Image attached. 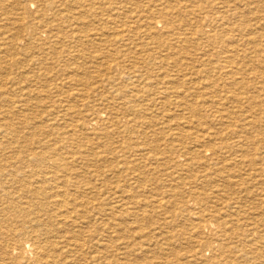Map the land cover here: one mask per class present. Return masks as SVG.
I'll use <instances>...</instances> for the list:
<instances>
[{
  "label": "rangeland",
  "instance_id": "1",
  "mask_svg": "<svg viewBox=\"0 0 264 264\" xmlns=\"http://www.w3.org/2000/svg\"><path fill=\"white\" fill-rule=\"evenodd\" d=\"M190 1L193 0H0V165H10L9 172H17L20 166L19 163L16 164L19 156H27L30 149L36 154L47 153V144L53 143L64 155V162L70 166V170L60 166L57 169L49 167L48 170L43 169L41 164L30 162L13 177L16 179L7 174L0 177V182H21L25 185L24 182L29 179V182L80 181L94 187L88 200H93L91 196L98 191V197L103 199V209L114 204L116 211L113 215L96 213L95 217L99 218H94L97 223L92 228V237L88 238H94V242H91L96 248L102 243L105 249L97 252L95 246H87L85 251L87 250L88 256H82L81 264H174L178 259L187 264V260L193 261L198 249L203 251L204 259H207L212 252L201 247L199 241L205 238L211 241L212 228L218 229V223L222 219L229 220L228 226L231 229L235 224L237 228H242L240 230L243 234H238L232 241L245 239L252 248L264 251V149L248 154L249 158L257 161L256 165L244 158L247 162L243 171L246 172H243L240 182L241 178L228 183L224 182L227 172L223 177L213 175L212 169L216 166L212 160H201L200 157L192 160L191 153L201 147L193 146L190 138H182L185 130L196 133L219 131L223 125L221 122L213 123L211 117L220 119L222 113L226 115L223 117L224 124L231 127L239 125L240 119L253 113L254 120H264L258 107L253 108L249 103L252 95L258 94L260 87L264 88V71L251 68L243 72L237 68H241L243 58L249 57L251 61L246 59L248 63L256 60V68L264 61V0H198L194 5L188 6ZM155 4L163 8L161 11L172 14L173 24L182 25V29L178 31L180 34L173 37L170 32L165 33L162 26L152 29L150 25L143 24L146 14L151 19L160 17L158 12L150 11L148 14V8H155ZM27 9L29 10L26 11ZM233 11H237V18ZM221 16L226 18L223 20ZM59 17V22L53 20ZM44 25L46 26L43 27ZM197 29L222 33L221 37L226 39L227 44L224 52L219 48L220 59L232 57L228 45L237 47L239 56L232 57L235 58L234 67L225 71L222 78L227 80L228 73L239 79L240 83L236 84L234 93L238 109L232 104L228 89H213L212 80L207 78L205 70L213 71L215 67L206 62L219 60L218 50L206 42V38L196 35L195 33L202 34ZM185 36L190 40L181 42ZM243 37H251L252 41L247 43ZM230 39L239 40V45ZM166 41L167 44H161ZM180 46L184 49L178 53ZM246 53L247 57L244 56ZM179 68L182 70L180 74H186L187 78H192V82L183 84L178 79ZM72 75L83 81H74ZM118 75L123 77L118 80V86L112 88V77ZM230 81L231 77L228 79ZM163 90H166L165 94L159 95ZM133 91L136 95H132ZM103 92L110 95L105 101L98 95ZM118 93L123 98L131 95L128 98H133L136 110H144V113L141 112L145 116L143 120L137 119L135 116L139 113L134 115L131 110L117 119L113 118L106 130L94 129L91 125L89 132L85 129L81 133L76 128L77 122L70 120L72 117L66 114L68 110L78 112L89 124L95 113L108 105V100L115 101L118 106ZM127 100L123 99V104H127ZM123 104L119 107L125 106ZM192 119L205 121L210 128L206 126L204 130L195 122H186ZM72 123L75 125L71 126ZM257 131H260L259 128L254 133L261 135ZM67 136L70 139L68 143L62 140ZM263 137H260L261 142L264 141ZM202 145L210 150L218 146L217 143L204 142ZM73 146L77 147L74 153L70 150ZM159 146L161 150L156 152L154 148ZM253 149L254 146H251V150ZM120 150H127V157ZM207 154L211 152L207 151ZM181 155L182 157L171 161L173 157ZM241 158L237 156L236 159ZM230 162L233 161L224 160L219 164L225 163L227 166L224 168L236 170V166ZM248 162L251 168L248 167ZM34 171L38 174L33 178ZM71 173L76 176L75 179ZM206 175L213 177L212 182H204ZM54 176L60 178L56 179ZM19 179L21 181H17ZM181 183L184 185H180ZM17 187L14 191L22 190L15 193V199L20 200L19 197L22 196L23 201H27L24 187ZM0 194V203H6L5 194L2 191ZM193 200L197 203L196 206L191 204ZM50 201L53 199L50 198ZM34 203L35 206L40 204ZM193 211L199 214H191ZM195 216L201 217L202 228H197L199 224L195 223L199 220L196 221ZM197 229H202L201 234L196 233ZM94 254L99 256V261L93 259V263L89 260H92ZM261 260L248 263L252 260L244 256L242 258V262L247 264H264ZM197 261L203 262L195 259L193 263L196 264Z\"/></svg>",
  "mask_w": 264,
  "mask_h": 264
},
{
  "label": "bare ground",
  "instance_id": "2",
  "mask_svg": "<svg viewBox=\"0 0 264 264\" xmlns=\"http://www.w3.org/2000/svg\"><path fill=\"white\" fill-rule=\"evenodd\" d=\"M71 1V0H70ZM189 1V0H188ZM198 0H193L190 1L191 3L188 6H191L193 3L197 2ZM118 3V2H117ZM121 3V2H120ZM126 3V2H125ZM238 3V1L236 2ZM123 4V3H122ZM152 4V3H151ZM154 4V3H153ZM240 4V3H239ZM102 5V4H101ZM156 5V4H155ZM194 5V4H193ZM250 5V4H249ZM253 5V4H252ZM115 6V4H114ZM150 6V5H149ZM148 6V7H149ZM153 6V5H152ZM125 7V6H124ZM187 7V6H186ZM198 7V6H197ZM250 7V6H249ZM150 8V10H149ZM148 8V14L149 12H158L157 15H160V17L155 18L154 19L150 16H148L146 14V19L143 21V24L146 25H150L152 29H156L159 26H162V30H164L165 33H171L172 36L174 37L177 34H180L178 31L180 29H182L179 24H173L172 20H173V16L169 11H161L163 8L158 7L156 5L155 8L151 9V7ZM30 9V8H29ZM29 9H27L26 11H28ZM38 9V8H37ZM122 9V8H120ZM220 9V8H219ZM231 10V9H230ZM31 12V11H30ZM64 12V10H63ZM240 12V11H239ZM57 13V12H56ZM126 13V12H125ZM196 13V12H195ZM237 11H233V15H236L234 17L237 18ZM23 14V13H22ZM54 14V13H53ZM81 14V13H80ZM197 14V13H196ZM96 15V14H95ZM106 15V14H105ZM66 16V15H65ZM69 16V15H68ZM73 16V15H72ZM22 17V16H21ZM114 17V16H113ZM134 17V16H133ZM136 17V16H135ZM206 16H203V18H205ZM197 18V17H195ZM221 18H223L221 16ZM224 18H226L224 16ZM223 18V20H224ZM11 19V18H10ZM23 19V18H22ZM21 19V20H22ZM61 19V17L59 18H54V21H58ZM74 19V18H73ZM151 19V20H150ZM214 19L216 21L217 18L214 17ZM213 19V20H214ZM20 20V18H19ZM24 20V19H23ZM13 22V21H12ZM206 22V21H205ZM208 22V21H207ZM21 23V22H20ZM66 23V22H65ZM137 22H135L136 24ZM214 23H219V22H215ZM234 23V22H233ZM251 23V22H250ZM10 25V23H8ZM7 24V25H8ZM14 24V23H13ZM130 24V23H129ZM209 24V22H208ZM15 25V24H14ZM74 25V23L72 24V26ZM221 25V24H220ZM258 25V24H257ZM46 25H44L43 27H45ZM260 26V25H259ZM220 27V26H218ZM251 27V26H249ZM54 28V27H53ZM60 28V27H59ZM69 30V29H68ZM120 30V29H119ZM122 30V28H121ZM39 31V30H37ZM51 31V30H50ZM198 32L202 33V34H197L199 36H203L204 38H206V42H208L211 46L216 47V49L218 50V54H217V58H219V60L215 61V62H211V61H207L206 63L210 62L208 65H212L215 67V70L213 71H209V70H205L206 74H207V78H209L210 80H212V87L213 89H228V92L230 93V99L232 100V104L234 103L235 106L238 109L235 97H234V93H235V88L237 87L236 84L240 83V81H238L235 76H230L227 72V80H224L222 78V74L225 71L230 70L232 67H234L235 64V58L232 57H236L239 56V54H237L239 51L236 50V46H233L232 44L228 45L229 50L232 51V57L229 58L227 56H225V58L220 59V54L221 52L219 51L220 49H222V51H225V46L227 43L226 39H223L221 37L222 33L218 32L217 30H213L216 31L214 33H212V31L210 32H206L204 29H197ZM236 31V30H235ZM251 31V30H250ZM122 32V31H121ZM234 32V30H233ZM243 32V31H242ZM253 32V31H251ZM250 32V33H251ZM258 32V31H257ZM125 33V32H124ZM230 33V31H229ZM249 33V32H248ZM10 34V32H9ZM110 34V33H109ZM151 34V33H150ZM244 34V33H243ZM259 34V33H257ZM253 35V34H252ZM104 36V35H103ZM132 36V35H131ZM261 36V35H260ZM263 36V35H262ZM7 38V36H6ZM59 38V37H58ZM232 38V37H231ZM263 38V37H262ZM86 39V38H85ZM109 39V38H108ZM198 39V38H197ZM244 41L247 43H250L252 41L251 37H243ZM21 40V39H20ZM89 40V39H88ZM188 39L186 36L184 38L181 39V42H185ZM231 42H234L235 44L237 43L239 45V40H234V39H230ZM9 41V40H8ZM201 41V40H199ZM258 41V39H257ZM3 42V41H2ZM21 42V41H20ZM205 42V43H206ZM255 42V41H254ZM22 43H24V41H22ZM43 43V42H42ZM74 43V42H73ZM165 43L167 44L168 41L166 42H162V45H165ZM194 42H192L193 44ZM9 44V43H7ZM234 44V45H235ZM10 45V44H9ZM78 46V45H77ZM264 46V45H263ZM1 47V46H0ZM12 47V46H11ZM218 47V48H217ZM3 48V47H2ZM220 48V49H219ZM227 48V47H226ZM234 48V49H233ZM6 49V48H5ZM13 49H16L15 47H13ZM12 49V50H13ZM183 46H180V49L178 50V53L180 52V50H183ZM205 49V48H204ZM215 49V50H216ZM232 49V50H231ZM7 50V49H6ZM11 50V49H10ZM24 50V49H23ZM41 50V49H40ZM47 50V49H46ZM59 50V49H58ZM57 50V51H58ZM208 50V49H207ZM261 50V49H260ZM54 51V50H52ZM223 51V52H224ZM9 52V51H8ZM43 52V51H41ZM55 52V51H54ZM257 52V51H255ZM25 53V52H23ZM32 53V52H31ZM66 53H68V51H66ZM174 52H172L171 54H173ZM177 53V54H178ZM209 53V52H208ZM15 54V53H14ZM18 54V53H17ZM34 54V53H33ZM45 54V53H44ZM211 54V53H210ZM216 54V51L213 52V55ZM252 54V53H251ZM6 55V54H5ZM31 55V54H30ZM113 55V54H112ZM116 55V54H115ZM113 55V56H115ZM174 55V54H173ZM212 55V56H213ZM13 56V55H12ZM32 56V55H31ZM40 56V55H39ZM42 56V55H41ZM40 56V57H41ZM76 56V55H75ZM103 56V55H102ZM101 56V57H102ZM210 56V55H209ZM211 56V58H212ZM245 57H247V53L244 55ZM5 57V56H4ZM36 57V56H34ZM74 57V56H73ZM100 57V58H101ZM105 57V56H103ZM108 57V55L106 56ZM205 57V56H204ZM214 57V56H213ZM254 59L255 56L253 55ZM6 58V57H5ZM9 58V57H7ZM65 58V57H64ZM210 58V59H211ZM49 59V58H48ZM103 59V58H102ZM113 59V57H112ZM208 59V58H207ZM238 59V58H237ZM250 60L249 57L247 58H243V60L241 61L242 63L241 68L238 66V69H241L243 72H246L247 70L255 69L256 71L258 69H262V71H264V64L261 61L257 68L254 66V63L256 62V60L254 61V63H248L247 60ZM50 60V59H49ZM64 60V59H63ZM99 60V58L97 59ZM202 60V59H201ZM214 60V59H213ZM262 60V59H261ZM9 61V60H8ZM7 61V62H8ZM101 61V60H99ZM105 61V60H102ZM107 61V60H106ZM105 61V62H106ZM117 61V60H116ZM251 61V60H250ZM10 62V61H9ZM78 62V61H77ZM94 63V62H93ZM101 63V62H99ZM108 63V62H107ZM113 63V62H112ZM118 63V61H117ZM165 64V63H164ZM205 64V62H204ZM109 65V64H108ZM64 66V65H63ZM116 66V65H114ZM119 66V64H118ZM154 66V65H153ZM4 67V66H3ZM6 67V66H5ZM109 67V66H108ZM162 67V66H161ZM2 68V67H1ZM67 68V67H66ZM100 68V67H99ZM159 68V67H158ZM8 69V68H7ZM10 69V68H9ZM109 69V68H108ZM6 70V69H5ZM11 70V69H10ZM60 70V69H59ZM98 70V69H96ZM162 70V69H161ZM163 71V70H162ZM178 79L181 80L183 82V84L187 83L188 81L192 82V78H187L186 74H180V72H182V70L179 68L178 70ZM61 73V71H60ZM96 73V71H95ZM130 73V72H129ZM59 74V73H57ZM70 74V73H69ZM59 75H63L59 74ZM93 75V74H92ZM97 75V74H96ZM146 75V74H145ZM66 75H64L65 77ZM69 76V75H67ZM74 76V75H72ZM71 76V77H72ZM257 76V75H256ZM255 76V77H256ZM63 77V78H64ZM95 77V75H94ZM100 77V76H99ZM123 76L118 75V76H113L112 78L114 79L113 83H112V88H115V86H118L119 83V79H121ZM154 77V76H153ZM231 77V81L228 82V79ZM98 78V77H97ZM159 78V77H158ZM264 78V77H263ZM66 79V78H64ZM72 79L76 82H80L83 81L82 78H75L72 77ZM71 79V80H72ZM95 78H93L94 80ZM157 79V78H155ZM223 79V84H221V80ZM176 80V79H175ZM241 80V79H240ZM151 81V80H150ZM6 82V81H5ZM4 82V83H5ZM97 82V80H96ZM146 82V81H145ZM260 82V81H259ZM258 82V83H259ZM20 83V81H19ZM95 83V82H94ZM149 83V82H148ZM155 83V82H154ZM153 84V83H152ZM196 84V83H195ZM257 84V83H256ZM30 85V84H29ZM147 87L148 85L145 84ZM144 85V86H145ZM196 86V85H195ZM197 88V87H196ZM257 88V87H256ZM148 89H150L148 87ZM129 90V89H127ZM88 91V90H87ZM116 91V90H115ZM166 91V90H165ZM165 91H161L159 93V95H163L165 94ZM250 92V89H249ZM98 93V92H97ZM96 93V94H97ZM136 93V92H135ZM134 93V91L132 92V95H136ZM168 94V92H167ZM217 94V93H216ZM252 94V93H251ZM254 94V93H253ZM76 95V94H75ZM101 95V99H103V101L107 100V98L110 96L105 95V93H101L98 94ZM97 95V96H98ZM118 97L117 99H120L118 102V106H116L115 101L111 102V100H108V105H106L104 107L103 110L98 111L97 113H95L96 115L93 116V118H91L89 120V124L87 122H85L82 118L80 117V113H75L72 111H69L68 109H70V107L67 109V115H69L70 120L77 122L76 124V128L79 132L84 133L83 131L86 129L89 132V129L94 126V129H104L106 130L109 126V124L111 122H113V118L117 119L119 117H121V114H125L126 112H131V110L134 112V115H136L135 117L137 119H142L145 117L143 115H141V112L144 113V110H140L137 111L136 110V104L135 101L133 100L132 97L128 98L129 96L125 95V98H127V104H123L124 101H122L123 99V95L121 96V93L117 94ZM74 96V95H73ZM165 96V95H164ZM168 96V95H167ZM136 97V96H135ZM218 97V96H217ZM225 97V96H224ZM264 88L260 87L258 94L252 95V100L249 102L250 105L255 108V106H257V110H259V112L261 114L264 115ZM75 98V97H74ZM99 98V97H98ZM144 98V97H143ZM6 101V100H5ZM219 101H221V99H219ZM80 102V101H79ZM82 102V101H81ZM85 102V101H83ZM69 103V102H68ZM227 103V102H226ZM121 104L125 105L123 107H119L121 106ZM25 105V104H24ZM77 105V104H76ZM223 106L225 104H222ZM152 106V105H151ZM227 106V105H226ZM21 107V106H19ZM118 107V109H117ZM25 108H27L25 106ZM156 108V107H155ZM206 108V107H205ZM138 109V108H137ZM234 109V108H233ZM18 110V109H17ZM120 110H124V111H120ZM159 110V109H158ZM208 110V109H207ZM211 110V109H210ZM19 111V110H18ZM223 111V110H221ZM232 111V110H231ZM250 111V110H249ZM25 112V111H24ZM30 112V111H29ZM46 112V111H45ZM235 112V111H234ZM12 113V112H11ZM41 113V112H40ZM128 113V114H129ZM237 113V112H236ZM31 114V113H29ZM35 114V113H34ZM133 114V113H131ZM224 113L221 114L220 119H218L217 117L215 119L212 118V122L215 124H218L219 122H221V124L223 125V127L219 130V131H215V132H210L207 131L205 133H196L193 131H188L185 130L182 134V138H190L192 140L193 146L197 147H201L199 149H196L194 151V153H191L193 155L192 160L196 159L197 157H200L201 160L203 158H205L206 160H212V162L215 164L216 167H213V175H217V176H221L223 177V175L227 172V177H224V182H235L236 180L240 179L239 182L242 180V174L244 170V166L245 163L247 162L245 159L250 160V163H252L253 165H256L257 161L254 158H249L248 154L251 151H261L264 149V141L261 142L260 137L264 136V120L258 122L256 120H254V114L250 115V116H246L244 119H240V124L236 125L235 127H231L228 124H224V120L223 117L226 115H223ZM231 114V112H230ZM10 115V114H9ZM15 115V114H14ZM22 115V114H21ZM20 115V116H21ZM36 115V114H35ZM62 115V114H61ZM79 115L78 119H76V117ZM212 115V114H210ZM229 116V114H227ZM23 116V115H22ZM105 116V117H104ZM232 116V115H231ZM14 117V116H13ZM17 117V116H15ZM25 117V116H24ZM23 117V119H25ZM36 117V116H35ZM34 117V118H35ZM130 117V116H129ZM210 117V116H208ZM251 117V118H250ZM12 118V117H11ZM22 118V117H21ZM48 118V117H47ZM75 118V119H74ZM233 118V117H232ZM17 119V118H15ZM21 119V120H23ZM63 120H66L67 118H62ZM132 119V118H131ZM148 119V118H147ZM235 119V118H234ZM5 120L7 121V119L5 118ZM68 120V119H67ZM69 120V121H70ZM133 120V119H132ZM24 121V120H23ZM44 121V120H43ZM68 121V122H69ZM135 121V119H134ZM133 121V122H134ZM11 122V121H10ZM10 122L8 123V125L10 124ZM58 122V121H57ZM144 122V121H143ZM187 123H197V126L199 127H203L205 130V127L207 126L208 128H210L207 124V122L205 121H201L199 119H192V120H188L186 121ZM233 122V121H231ZM129 123V122H128ZM229 123V122H228ZM55 124V122H54ZM58 124V123H57ZM73 124V123H72ZM174 124V123H173ZM231 124V123H230ZM12 125V124H11ZM75 124L71 125L74 126ZM88 125V126H87ZM92 125V126H91ZM176 125V124H175ZM261 126V127H258ZM9 128V130H12L9 126H7ZM130 127H132L130 125ZM186 127V126H185ZM212 127V126H211ZM14 128V127H12ZM75 128V127H74ZM111 128V127H110ZM260 129V131H257L259 134H255L254 130L256 129ZM3 129V128H2ZM73 129V128H72ZM131 129V128H130ZM145 129V128H144ZM165 129H167L165 127ZM217 129V128H216ZM16 130V129H15ZM76 130V129H75ZM85 130V131H86ZM168 130H171L168 129ZM166 130V131H168ZM56 131V130H55ZM112 131V130H110ZM7 132V131H6ZM59 132V131H58ZM113 132V131H112ZM43 133V132H42ZM47 133V132H46ZM32 134V133H31ZM44 134V133H43ZM49 134V133H48ZM79 134V133H78ZM46 135V134H44ZM59 135V134H58ZM82 135V134H81ZM131 135V134H130ZM48 136V135H47ZM57 136V135H56ZM61 136V135H60ZM45 137V136H44ZM58 137V136H57ZM69 136L64 137L62 140L64 142H69L70 139H68ZM74 137V136H73ZM127 137V136H126ZM181 137V135L179 136ZM23 138V135H22ZM49 137H46V139ZM143 138V137H142ZM161 138V137H160ZM264 138V137H263ZM9 139V138H7ZM32 139V138H31ZM36 139V137H35ZM39 139V138H38ZM126 139V138H125ZM170 139V138H169ZM2 140V139H1ZM61 140V141H62ZM73 141V139H71ZM9 141V140H8ZM7 141V142H8ZM21 141V139H20ZM38 141V140H37ZM36 141V142H37ZM41 141V140H40ZM123 141H125L123 139ZM230 141V143H229ZM71 142V141H70ZM157 142V141H155ZM202 142H204L205 144H210V143H217L218 146L216 148H214L213 150L208 149L207 147L205 148L204 145H202ZM14 143V142H13ZM21 143V142H20ZM48 143V142H47ZM66 143V144H67ZM11 144V143H10ZM155 144V143H154ZM158 144V143H157ZM47 153H33V151L30 149V152L27 151V156H19V160L17 163H19V168H17V172H9V166L10 165H5L4 163H1L0 165V177H5L7 174L10 175L12 178L16 175L18 172L23 171V169H25L24 167L29 164H41V166H44L43 169L45 168H56L57 167H65L67 170L69 169L70 166H68L64 161L65 157H63L64 155H62V152L59 148L55 147L53 145V143L51 144H47ZM117 145V144H116ZM156 145V144H155ZM251 146H254V149L251 150ZM9 147V146H8ZM14 147V146H13ZM77 147H72V149L70 148V150L74 153V150ZM41 150V148H40ZM63 150V149H62ZM154 150L156 152H160L161 147L159 146L158 148L155 147ZM26 151V150H25ZM207 151H210L211 154H207ZM102 152V151H101ZM120 152H123L124 156L127 157L125 154L127 153V150H120ZM9 153V152H8ZM23 153V152H22ZM64 153V151H63ZM153 153V152H152ZM66 154V152H65ZM86 154V153H85ZM92 154V153H91ZM240 154V155H239ZM262 154V153H261ZM69 155V154H68ZM83 155V154H82ZM151 155V154H150ZM158 155V154H157ZM183 155V154H182ZM181 156H175L173 157V160H175L176 157H182ZM205 155H209L208 157ZM260 155V154H259ZM7 156V154H6ZM18 156V154H17ZM237 156L242 157L240 160H237ZM72 158V157H70ZM92 158V157H91ZM149 158V157H148ZM245 158V159H244ZM263 158V157H262ZM13 159V158H12ZM84 159V158H83ZM87 159V158H86ZM93 159V158H92ZM144 159V158H143ZM156 159V158H155ZM17 160V159H16ZM81 160V159H80ZM200 160V161H201ZM224 160H231L233 162H230L231 164L236 166V170L234 171H230L226 167L227 165L225 163H220ZM91 161V159H90ZM89 161V162H90ZM143 161V160H141ZM87 162V160H86ZM120 162V161H119ZM70 163V162H69ZM229 163V162H227ZM248 162V167L251 168V164ZM72 164V163H71ZM80 164V163H79ZM73 165V164H72ZM87 166V165H86ZM214 166V165H213ZM223 166V167H222ZM33 167V166H32ZM38 167V166H37ZM12 168V167H11ZM63 168V169H65ZM78 168V167H77ZM88 168V167H87ZM247 168V167H245ZM27 169V168H26ZM34 168H32L33 171ZM50 169V168H49ZM48 169V170H49ZM61 169V168H60ZM187 169V168H186ZM189 169V168H188ZM53 170V169H52ZM70 170V169H69ZM81 170V169H80ZM79 170V171H80ZM84 170H85V166H84ZM158 170V169H157ZM255 170V169H254ZM38 171V170H37ZM47 171V170H46ZM55 171V170H54ZM61 171V170H60ZM64 171V170H63ZM66 171V170H65ZM76 171V170H75ZM78 171V170H77ZM188 171V170H187ZM242 171V172H241ZM250 171V170H249ZM36 171H34L35 173ZM41 172V171H39ZM57 172V171H55ZM54 172V175L56 174ZM72 172V171H71ZM85 172V171H84ZM160 172V171H159ZM248 172V171H247ZM27 173L29 174L30 172L27 171ZM32 174L33 178L35 175L38 174V172H36L35 174ZM42 173V172H41ZM45 173V172H44ZM48 173V172H47ZM52 173V171H51ZM58 173H60L58 171ZM57 173V174H58ZM69 173V172H68ZM76 173V172H74ZM26 174V173H25ZM31 174V173H30ZM70 174V173H69ZM72 174V173H71ZM78 174V173H76ZM80 174H82V171H80ZM61 176V174H59ZM65 175V174H63ZM84 175V174H82ZM81 175V177H82ZM25 176V175H24ZM23 176V177H24ZM46 176V175H45ZM58 176V175H57ZM56 176V177H57ZM68 176V175H67ZM73 176V174H72ZM71 176V177H72ZM80 176V175H79ZM262 176V175H261ZM30 177V176H29ZM37 177V176H35ZM52 177V176H51ZM54 176V178H56ZM70 177V176H69ZM68 177V179H69ZM74 177V176H73ZM76 177V176H75ZM75 177L73 179H75ZM97 177V175H96ZM238 177V178H236ZM244 177V176H243ZM254 177V176H253ZM256 177V176H255ZM260 177V176H258ZM20 178V177H19ZM53 178V177H52ZM60 178V177H59ZM58 177L56 179H59ZM79 178V177H78ZM212 178L213 177H209L208 175L205 176L204 178V182H212ZM246 178V177H244ZM261 178V177H260ZM4 179V178H3ZM16 179V178H13ZM38 179V178H37ZM40 179V178H39ZM72 179V178H70ZM222 179V180H223ZM251 179V178H250ZM55 180V179H54ZM66 180V179H65ZM140 180V179H139ZM181 180V179H180ZM196 180V179H195ZM194 181H189V182H195ZM253 180V179H252ZM255 180V179H254ZM17 181H21L20 179ZM30 181V179H29ZM24 182L25 185H22L23 183L21 182H0V192L2 191L5 196H6V203L1 202L0 203V264H81L82 262V256H85L86 254H88V252L85 251V249L87 248V246H95L91 241L93 240L94 242V238L93 239H88L91 238L92 236H90V234L93 233V226L95 223H97L96 219L94 220L96 213L100 214V215H113L115 213V206L113 203L110 204V206L105 210L103 209V204H101V202H103V199H101L100 197H98V194L96 191V195L91 196L93 198V200H88L87 198L89 197V194H92L91 191L92 189H94V187L89 186L88 184H86L85 182ZM34 181V180H33ZM45 181V180H44ZM48 181V180H46ZM74 181V180H72ZM215 180H213L214 182ZM258 181V179H257ZM263 181V179H262ZM188 182V183H189ZM252 182V181H251ZM260 182V180L258 181ZM175 183V182H174ZM187 183V182H186ZM180 185H184V183L180 184ZM231 185V184H230ZM17 186H21L24 187V191L27 194V201H23V197L20 196L19 199L17 200L15 199V193L18 192L19 190L22 189H16L14 191V188H16ZM178 187V186H177ZM181 186H179L180 188ZM192 187V186H191ZM230 187V186H229ZM228 187V188H229ZM18 188V187H17ZM177 189V188H176ZM181 189V188H180ZM179 189V190H180ZM230 189V188H229ZM8 190V191H6ZM89 191V193H88ZM54 192V193H53ZM104 192V191H103ZM184 193V192H183ZM188 193V192H187ZM2 194V193H1ZM1 194H0V201L1 199ZM17 195V194H16ZM104 194H102L103 196ZM201 195V194H200ZM25 196V195H24ZM105 196V195H104ZM178 196V195H177ZM206 196V195H205ZM199 197V196H198ZM50 198L53 199V201H50ZM104 198V197H103ZM202 200V199H201ZM206 200L203 199V202H205ZM34 202H39V206H35ZM159 202V201H157ZM161 202V201H160ZM207 203V202H205ZM228 203V202H227ZM231 203V202H230ZM161 204V203H159ZM191 204L193 206H196L197 203L191 202ZM200 205V203L198 204ZM191 206V205H190ZM204 206V204H203ZM229 207V206H228ZM192 208V207H190ZM198 209V208H197ZM202 209V207H201ZM199 209V212L200 210ZM208 209V208H206ZM224 209V208H223ZM188 215H190V209H188ZM204 211V209H202ZM215 210V209H214ZM214 210L212 211L214 214ZM199 214L198 212H191V214ZM216 213V212H215ZM251 214V213H250ZM200 217V216H199ZM198 216H195L194 218L199 221H197V223L195 224H199V226H197V228H202L201 227V223H200V218ZM99 217H97L98 219ZM220 218V217H219ZM189 219V218H188ZM221 220V219H220ZM10 221V222H9ZM228 219H222L221 221H219V227L218 229H214L212 228V236H211V241L210 240H201L199 241V245L201 247H206L208 249L211 250V256L207 259L205 258V255L203 254V251L198 249L195 251V256H193L195 259H200L203 262H198L196 264H247V263H243L242 262V258L243 256L248 258L249 261L248 263L254 262L255 260H259L262 259L261 261H264V251L260 252L259 250H257L256 248H252L251 245H249L247 243V241L245 239H240L238 241H232V239H235L236 237H238V234H243L241 232L240 229L242 228H237L236 224L235 226L232 224V226H234L231 229V226H228ZM192 222V221H191ZM202 222V221H201ZM207 222V221H206ZM253 222V221H252ZM194 223V222H193ZM86 224V225H85ZM204 224V223H203ZM116 225V223H115ZM99 226V225H98ZM104 226V225H103ZM195 227V226H194ZM230 227V228H229ZM193 228V227H192ZM258 229V228H257ZM198 230V229H197ZM240 230V231H239ZM98 231V230H97ZM194 231V230H193ZM200 231V232H199ZM202 229L196 231L197 234H201ZM99 233V232H98ZM195 233V232H194ZM210 235V234H209ZM246 235V234H244ZM254 235V234H253ZM101 236V235H100ZM203 236V235H202ZM247 236V235H246ZM115 238V237H114ZM201 239V238H200ZM101 241V240H100ZM250 243V242H249ZM93 244V245H92ZM108 244V243H107ZM111 244V243H110ZM109 244V245H110ZM99 246L96 248V246L94 248H96L97 252H101L102 248L105 249V245H102V243L98 244ZM102 245V246H100ZM112 245V244H111ZM254 246V245H253ZM110 247V246H109ZM113 247V246H112ZM249 248H252V250L249 251ZM59 249V250H58ZM195 250V249H194ZM57 251H60L57 252ZM113 251V250H112ZM115 251V250H114ZM95 252V251H94ZM94 252H90L91 254ZM151 252V251H150ZM194 252V251H193ZM89 253V255H90ZM112 253V252H111ZM240 253V254H238ZM191 255V253H190ZM74 256V257H73ZM88 256V255H86ZM93 256V255H92ZM87 258V257H86ZM99 256L95 255L93 256L92 260L89 261H93V259H95V261H99ZM193 258V261L195 260ZM82 259V260H81ZM191 259V258H190ZM192 260H187L186 263L188 264H194ZM83 263V262H82ZM94 263V261H93ZM171 262H169L170 264ZM172 264V263H171ZM174 264H184L182 263L179 259L177 260L176 263Z\"/></svg>",
  "mask_w": 264,
  "mask_h": 264
}]
</instances>
